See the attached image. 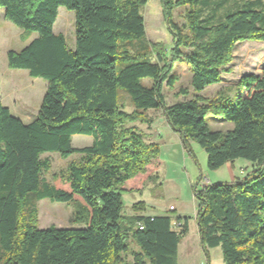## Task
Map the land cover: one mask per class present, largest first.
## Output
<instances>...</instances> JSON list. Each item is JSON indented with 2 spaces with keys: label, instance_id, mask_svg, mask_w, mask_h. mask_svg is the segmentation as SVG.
I'll use <instances>...</instances> for the list:
<instances>
[{
  "label": "trees",
  "instance_id": "1",
  "mask_svg": "<svg viewBox=\"0 0 264 264\" xmlns=\"http://www.w3.org/2000/svg\"><path fill=\"white\" fill-rule=\"evenodd\" d=\"M147 1L0 0L4 18L28 41L6 52L8 68L47 82L29 122L0 102V264H127L129 240L138 250L128 264H177L188 217L123 214L122 192L151 179L159 164L158 145L126 125L144 120L150 109L163 111L183 143L193 140L206 152L209 169L238 158L256 165L235 180L204 184L195 194V220L202 248L219 247L224 264H264V64L260 74L239 78L235 98L199 94L222 81L236 44L264 42V2L246 0L219 15L228 0H160L172 46L152 53L140 13ZM200 3L214 10L207 17L186 10L182 33L173 10ZM60 6L74 13L72 49L53 31ZM178 62L188 66L194 94L168 105L163 87L173 88ZM118 88L128 94L132 112L121 108ZM187 93L180 88L175 94ZM209 113L220 114L232 128L209 129ZM75 134L93 141L73 147ZM47 152L78 155L64 175L53 177L66 189L44 179L50 162L41 156ZM41 199L78 202L73 219L84 226L39 228L35 202ZM138 205L143 209L141 202L133 208Z\"/></svg>",
  "mask_w": 264,
  "mask_h": 264
},
{
  "label": "rangeland",
  "instance_id": "2",
  "mask_svg": "<svg viewBox=\"0 0 264 264\" xmlns=\"http://www.w3.org/2000/svg\"><path fill=\"white\" fill-rule=\"evenodd\" d=\"M124 0H117L122 3ZM246 0H228L219 8V15L231 10ZM264 2V0H261ZM203 5H186L173 10L172 21L182 33H187L186 10H202L201 16L210 15L213 6L202 9ZM4 8L0 7V102L9 108L11 113L19 117L23 122L32 120L39 108L42 95L45 92L47 82L38 77H31L25 69H11L7 66L6 52L9 49L19 50L28 41H24L20 34L22 29L15 26L4 18ZM140 13L144 18L146 47L152 53L156 50H163L166 53L172 46L173 36L164 20L160 0H148L140 7ZM53 31L62 33L67 46L74 48V13L60 6L57 17L53 23ZM36 33L30 35V39ZM157 45V46H155ZM162 52V51H161ZM264 64V42L247 40L235 45L232 51L231 62L222 72V81L205 87L199 94L207 99H213L217 94L235 98L240 90L237 86L239 78L243 75L254 73L260 74L261 66ZM177 81L173 88L169 89L164 85L163 95L165 103L170 105L183 99L191 98L192 92L190 81V70L184 62H178L173 68ZM144 85H149V79H143ZM186 89L185 96L176 95L179 89ZM13 98V99H12ZM12 100L16 104L12 103ZM118 102L121 108L130 113L134 106L123 90L118 88ZM26 110V111H25ZM144 120L127 122L126 125L135 126L143 133L146 141L155 142L159 147L157 155L158 167L152 173L151 179H145L141 185L135 184L130 191L122 192L123 214L131 215L141 213L149 215H180L188 217V230L180 239L178 244L177 264H224L219 247L202 248L196 224L197 199L195 194L201 190L205 183L229 182L235 180L246 172L256 167L252 162L242 158L232 162H226L217 169L207 167L206 152L193 140L185 143L177 132L172 131L165 121L161 109L148 110L144 112ZM206 123L211 130L225 132L232 128V123L222 120L220 114L209 113L206 116ZM93 137L89 135L75 134L71 136L73 147H84L92 143ZM50 162V168L44 172L46 181L52 182L57 187L67 188V185L54 180V176L64 175L70 162L77 161L78 155H71L61 158L55 152L42 154ZM156 174V176H155ZM141 202L143 209L133 208V205ZM37 208V224L39 228L48 226L55 227H83L81 223H75L73 214L75 207L80 210L78 202L67 203L51 202L48 199H41L35 202ZM129 249L124 254V262L132 261V252L137 251L136 244L129 240Z\"/></svg>",
  "mask_w": 264,
  "mask_h": 264
},
{
  "label": "crops",
  "instance_id": "3",
  "mask_svg": "<svg viewBox=\"0 0 264 264\" xmlns=\"http://www.w3.org/2000/svg\"><path fill=\"white\" fill-rule=\"evenodd\" d=\"M13 99V98H12ZM12 103L14 104H16V102H14L13 100H12ZM17 105V104H16ZM26 111V110H25ZM167 126V125H166ZM167 128H168V126H167ZM247 173V172H246ZM205 184H207V183H205ZM131 215H145V216H154V215H149V214H145L144 212H141V213H133V214H131ZM177 257H178V249H177Z\"/></svg>",
  "mask_w": 264,
  "mask_h": 264
},
{
  "label": "built area",
  "instance_id": "4",
  "mask_svg": "<svg viewBox=\"0 0 264 264\" xmlns=\"http://www.w3.org/2000/svg\"><path fill=\"white\" fill-rule=\"evenodd\" d=\"M173 225L175 226V222L173 223Z\"/></svg>",
  "mask_w": 264,
  "mask_h": 264
}]
</instances>
